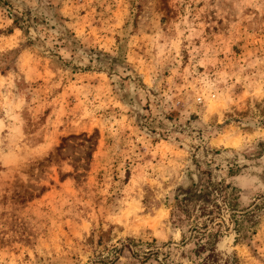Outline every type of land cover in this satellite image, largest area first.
Listing matches in <instances>:
<instances>
[{
	"label": "rangeland",
	"instance_id": "obj_1",
	"mask_svg": "<svg viewBox=\"0 0 264 264\" xmlns=\"http://www.w3.org/2000/svg\"><path fill=\"white\" fill-rule=\"evenodd\" d=\"M0 264H264V0H0Z\"/></svg>",
	"mask_w": 264,
	"mask_h": 264
},
{
	"label": "trees",
	"instance_id": "obj_2",
	"mask_svg": "<svg viewBox=\"0 0 264 264\" xmlns=\"http://www.w3.org/2000/svg\"><path fill=\"white\" fill-rule=\"evenodd\" d=\"M187 195H190V193H187ZM210 196H211V192H209V191L208 192L203 191L202 194L198 198H200L201 200H203V202H204L203 204L204 205H208L209 203H211L210 202V199H211ZM184 201L185 202H189L187 197H185ZM206 212H207V209L206 208H203V214L206 213Z\"/></svg>",
	"mask_w": 264,
	"mask_h": 264
}]
</instances>
